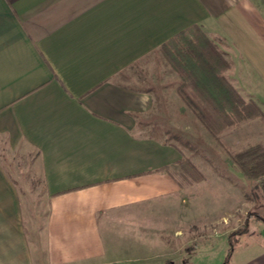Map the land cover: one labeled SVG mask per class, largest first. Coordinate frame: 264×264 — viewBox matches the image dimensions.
Segmentation results:
<instances>
[{
    "label": "crops",
    "instance_id": "1",
    "mask_svg": "<svg viewBox=\"0 0 264 264\" xmlns=\"http://www.w3.org/2000/svg\"><path fill=\"white\" fill-rule=\"evenodd\" d=\"M193 26L228 62L229 83L264 107V0H0V154L36 152L48 202L36 256L0 157V264H101L102 219L181 199L182 153L154 127L196 117L161 51ZM263 129L252 119L221 137L239 151ZM223 168L253 182L229 159ZM246 234L231 264H264V218Z\"/></svg>",
    "mask_w": 264,
    "mask_h": 264
},
{
    "label": "rangeland",
    "instance_id": "2",
    "mask_svg": "<svg viewBox=\"0 0 264 264\" xmlns=\"http://www.w3.org/2000/svg\"><path fill=\"white\" fill-rule=\"evenodd\" d=\"M155 60L149 69L164 79L166 73H160L162 62ZM144 71L136 67L132 76L141 81L148 79L151 85L154 75ZM258 107L264 113V107ZM156 123L154 131L168 133L166 142L180 149L183 161L193 164L202 179L195 180L192 173L180 168L179 201L165 199L145 209L135 208L132 217L102 219L108 254L101 264H231L236 247L248 245L251 237L240 234L229 239V234L239 231L250 213L254 215L248 220L247 230L264 218V176L242 183L233 171L225 170V161L231 159L196 117H163ZM0 157L20 189L22 211L36 256L42 255L48 202L38 156L36 152L15 156L3 151Z\"/></svg>",
    "mask_w": 264,
    "mask_h": 264
},
{
    "label": "trees",
    "instance_id": "3",
    "mask_svg": "<svg viewBox=\"0 0 264 264\" xmlns=\"http://www.w3.org/2000/svg\"><path fill=\"white\" fill-rule=\"evenodd\" d=\"M166 63L180 79L177 94L186 107L196 116L206 131L226 150L240 172L251 180L264 176V142L231 150L220 138V133L242 122L259 119L264 123V113L252 100H245L223 75L228 62L216 50L198 27L193 26L176 34L161 47ZM180 167L202 179L196 167L183 161ZM254 215V214H253ZM252 213L248 215L250 219ZM241 229L228 238L247 232L248 220Z\"/></svg>",
    "mask_w": 264,
    "mask_h": 264
}]
</instances>
